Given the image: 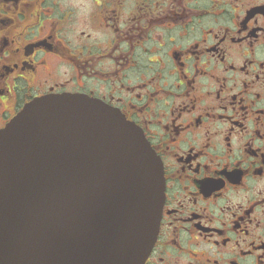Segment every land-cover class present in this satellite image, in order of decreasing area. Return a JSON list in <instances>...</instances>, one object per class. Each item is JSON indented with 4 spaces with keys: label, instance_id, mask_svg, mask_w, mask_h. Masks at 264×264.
<instances>
[{
    "label": "flooded vegetation",
    "instance_id": "1",
    "mask_svg": "<svg viewBox=\"0 0 264 264\" xmlns=\"http://www.w3.org/2000/svg\"><path fill=\"white\" fill-rule=\"evenodd\" d=\"M65 94L161 164L143 264H264V0H0V129Z\"/></svg>",
    "mask_w": 264,
    "mask_h": 264
},
{
    "label": "water",
    "instance_id": "2",
    "mask_svg": "<svg viewBox=\"0 0 264 264\" xmlns=\"http://www.w3.org/2000/svg\"><path fill=\"white\" fill-rule=\"evenodd\" d=\"M162 199L141 131L97 100L40 97L0 130V264H142Z\"/></svg>",
    "mask_w": 264,
    "mask_h": 264
}]
</instances>
